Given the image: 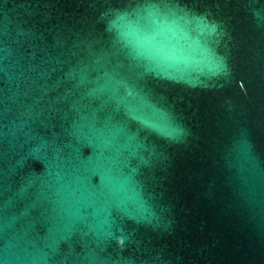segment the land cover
<instances>
[{"label": "water", "instance_id": "1", "mask_svg": "<svg viewBox=\"0 0 264 264\" xmlns=\"http://www.w3.org/2000/svg\"><path fill=\"white\" fill-rule=\"evenodd\" d=\"M0 264H264V0H0Z\"/></svg>", "mask_w": 264, "mask_h": 264}]
</instances>
